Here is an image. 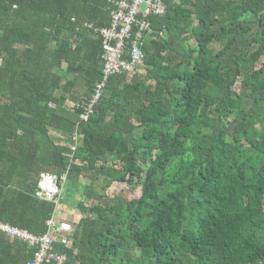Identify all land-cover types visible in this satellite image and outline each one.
Masks as SVG:
<instances>
[{
  "label": "trees",
  "instance_id": "trees-1",
  "mask_svg": "<svg viewBox=\"0 0 264 264\" xmlns=\"http://www.w3.org/2000/svg\"><path fill=\"white\" fill-rule=\"evenodd\" d=\"M162 2L142 71L111 77L80 122L101 75L85 24L107 27L111 4L0 0V222L43 235L39 175L66 174V264H264V0ZM33 253L0 234V264Z\"/></svg>",
  "mask_w": 264,
  "mask_h": 264
},
{
  "label": "built area",
  "instance_id": "built-area-1",
  "mask_svg": "<svg viewBox=\"0 0 264 264\" xmlns=\"http://www.w3.org/2000/svg\"><path fill=\"white\" fill-rule=\"evenodd\" d=\"M110 22L107 27L97 28L85 24L95 38L102 40L101 75L93 85L90 98L81 105L78 119L87 122L94 113L96 105L102 98L108 80L115 75H133L143 67V43L153 31L149 17L162 16L165 5L162 0H108ZM160 35V33H154ZM70 104V108H74ZM79 145L77 133L71 136L70 151L74 153ZM66 174L55 176L41 173L37 181L35 197L55 205V212L45 221L46 232L34 236L24 230L0 222V234L8 239L26 242L34 249L32 260L26 264H66V258L52 251L55 244L68 245L72 233L71 223L57 217V208L62 199L61 193L65 186Z\"/></svg>",
  "mask_w": 264,
  "mask_h": 264
},
{
  "label": "rangeland",
  "instance_id": "rangeland-1",
  "mask_svg": "<svg viewBox=\"0 0 264 264\" xmlns=\"http://www.w3.org/2000/svg\"><path fill=\"white\" fill-rule=\"evenodd\" d=\"M141 71H142V69H141ZM141 71L139 73H141ZM234 90L235 91H238L239 90V85H236L235 88H234ZM111 158H113L112 155H110V159ZM142 163H145V159L142 160ZM81 182H82V184H85V185L88 184V181L87 180H84V179ZM66 188L67 187L65 186L62 193L65 192ZM95 189L98 190V186H96ZM119 190H123L124 192L127 191L128 194H125V195H126V197L128 199L139 198V196L141 195V189L140 188H136L134 191H130L129 192L128 188L125 185H122V184H115V185H113L108 190V192H111V191H119ZM75 198L77 200H79L80 199V196L79 195H76ZM57 212H58L57 213L58 214L57 215L58 218H61V219L63 218L65 220H67V221H73V222H75V221H77V219L80 216V213L78 211L74 210V208L71 207L70 204H66V205L61 206L60 209Z\"/></svg>",
  "mask_w": 264,
  "mask_h": 264
}]
</instances>
